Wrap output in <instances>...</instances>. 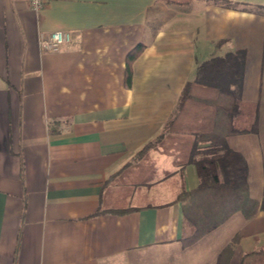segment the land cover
I'll return each mask as SVG.
<instances>
[{"label": "crops", "instance_id": "obj_1", "mask_svg": "<svg viewBox=\"0 0 264 264\" xmlns=\"http://www.w3.org/2000/svg\"><path fill=\"white\" fill-rule=\"evenodd\" d=\"M44 1L0 0V264H216L236 232L229 264L264 247L261 210L184 247L176 197L195 166L161 147L134 159L207 54L244 49L242 98L260 103L264 0ZM57 29L72 40L42 50L39 32ZM248 182L261 198L264 181Z\"/></svg>", "mask_w": 264, "mask_h": 264}, {"label": "trees", "instance_id": "obj_2", "mask_svg": "<svg viewBox=\"0 0 264 264\" xmlns=\"http://www.w3.org/2000/svg\"><path fill=\"white\" fill-rule=\"evenodd\" d=\"M189 1L164 0L167 4ZM142 47L137 44L127 54V83L130 62ZM245 58V50L237 48L198 63L162 131L134 155V159L144 157L150 149L161 147L166 152H176L184 162L195 166L197 184L176 197L187 230L181 238L184 247L196 243L236 213L250 219L258 211H264V195L256 198L250 193L246 156L228 144L229 136L257 133L259 128V100L242 98ZM172 135L179 136L180 142L168 146L166 139ZM240 237L236 232L220 249L216 264H229ZM238 264H264V247L245 251Z\"/></svg>", "mask_w": 264, "mask_h": 264}, {"label": "rangeland", "instance_id": "obj_3", "mask_svg": "<svg viewBox=\"0 0 264 264\" xmlns=\"http://www.w3.org/2000/svg\"><path fill=\"white\" fill-rule=\"evenodd\" d=\"M164 1V0H163ZM166 3V2H165ZM176 5V4H175ZM216 52L207 54L205 57L214 55ZM259 126L260 130L257 133H247L234 135L233 139L230 140L231 145L242 149L245 153L249 173L251 180V187L253 194H257L255 188L257 182L264 181V89H262L260 99V111H259ZM244 222L243 217L239 213L233 215L222 227L221 234L227 236L228 234L235 233L240 229Z\"/></svg>", "mask_w": 264, "mask_h": 264}, {"label": "built area", "instance_id": "obj_4", "mask_svg": "<svg viewBox=\"0 0 264 264\" xmlns=\"http://www.w3.org/2000/svg\"><path fill=\"white\" fill-rule=\"evenodd\" d=\"M45 4L44 0H29L30 8L38 12ZM72 40V33L68 30H51L49 32H39L38 44L44 51H58L61 47Z\"/></svg>", "mask_w": 264, "mask_h": 264}]
</instances>
